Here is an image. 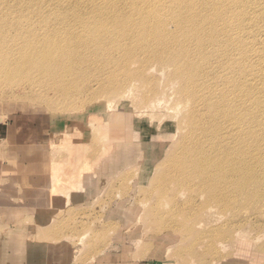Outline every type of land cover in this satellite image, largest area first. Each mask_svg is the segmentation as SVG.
I'll list each match as a JSON object with an SVG mask.
<instances>
[{
  "label": "rangeland",
  "instance_id": "374dc122",
  "mask_svg": "<svg viewBox=\"0 0 264 264\" xmlns=\"http://www.w3.org/2000/svg\"><path fill=\"white\" fill-rule=\"evenodd\" d=\"M147 8L142 0H0V45L33 38L72 52L51 64H68L61 85L45 72L39 85L0 82L1 122L48 129L36 145L0 140V264H264V198L204 176L202 158L219 152L203 143L214 111L201 101L220 100L238 118L228 129L237 138L248 126L241 146L263 171L264 0L221 2L220 26L244 16L232 33L176 38L154 32L164 19L143 17ZM64 10L67 19L58 17ZM178 45L209 58L197 93H181L176 66L158 61Z\"/></svg>",
  "mask_w": 264,
  "mask_h": 264
},
{
  "label": "bare ground",
  "instance_id": "6f19581e",
  "mask_svg": "<svg viewBox=\"0 0 264 264\" xmlns=\"http://www.w3.org/2000/svg\"><path fill=\"white\" fill-rule=\"evenodd\" d=\"M142 1L143 5L148 6L147 12L143 14V17L149 18L150 20L157 18L164 19L160 30L154 31L163 36H173V38L178 36H188V33H190L191 30H193L196 35H206L211 33L228 34L232 33V25L237 26L245 24L242 20L244 16H240L237 21L232 22L229 20L224 26H220L218 23L219 13L216 9L219 11V5L223 0H179L177 5H164L161 0ZM136 6L133 5V7ZM222 8L225 7L222 6ZM165 9L169 10L168 15L166 16H164L162 11ZM48 15L45 14V16L42 15V17L45 18L48 17ZM222 15L225 17L228 13H223ZM67 16L68 14L65 10L58 14V17L63 19L70 17ZM104 17L106 18V15ZM30 34L33 35L35 32L31 31ZM29 40H33V38ZM28 41L27 45L23 47L11 48L7 47V45H0V82L10 81L21 88L24 80H28L31 85H39L42 72H45L48 73V78L56 77L57 81L53 84L54 86H58V83L61 85V82L66 80V78L63 79L62 75L64 74V71L68 69V64L65 63L62 66L53 69L51 68V64L55 59L71 57L72 52H56L49 48L44 49L42 45L30 43ZM148 41L156 40L152 38ZM209 41L214 44L216 39L211 37ZM159 43L164 44L162 42ZM147 44L150 45L152 43ZM227 45L228 37H220V48H224L225 51H227ZM132 49L134 52H130L129 56L134 58L137 55L136 51H138V48L134 46ZM148 55L152 56V53H149ZM158 61H171L176 66L175 73L177 80L180 82V91L183 94H187V91L190 93H197L199 91V85L197 84L199 75L202 71H205L210 67L209 64L208 66L202 64V61H204V63H209V58L198 53H195L194 55L187 53L184 48L180 47V45H178L177 49L171 53H166L165 56L158 57ZM46 64L48 65L47 67H45ZM35 71H40L41 73L36 76H31L32 72ZM63 91L64 93H70L71 89L65 88ZM263 91V89L260 90V92ZM202 96V103L205 102V104L208 105V109H213L214 111L213 118L209 115L212 120L209 123H205L203 127V143L205 147H210L212 151L219 152L218 158L216 159L209 156H204L202 158L205 178H208L211 182H217L216 180L221 179L226 180L227 183L235 187L237 195L240 197L243 196L244 198H249V187L251 186L253 187V190L256 191V194L252 199H255L256 201L262 200V198H264V170L258 171L254 165L261 159L253 160L248 150L241 146L242 144H247L248 126L245 124L243 125L244 129H241L244 133H241L240 138H237L235 134L229 133L228 129L233 127V122L238 121V118L228 115L225 111L218 108L220 100H214L213 98L211 100H205V95ZM257 99L264 100L261 97H257ZM254 104L255 102L253 101L252 106ZM194 114L197 115L196 112ZM226 116L229 117L226 118ZM241 119H243L244 123H248L247 117H241ZM226 135L229 137V142L224 139ZM234 138H237L240 144L237 148L233 141ZM199 145V141L195 143L197 153L199 152ZM222 146H226V149L222 150ZM250 159L252 164L249 162ZM199 161L198 154H196L193 165L199 167ZM39 183L34 184L37 186Z\"/></svg>",
  "mask_w": 264,
  "mask_h": 264
},
{
  "label": "crops",
  "instance_id": "0c3cea01",
  "mask_svg": "<svg viewBox=\"0 0 264 264\" xmlns=\"http://www.w3.org/2000/svg\"><path fill=\"white\" fill-rule=\"evenodd\" d=\"M47 132L48 129L46 126L36 130V128L33 129L31 125L26 127L23 123L22 126H19L18 129L15 130L10 122L0 121V137H2L0 140L11 142V147H15V145L20 147L23 145L39 144L45 139Z\"/></svg>",
  "mask_w": 264,
  "mask_h": 264
}]
</instances>
